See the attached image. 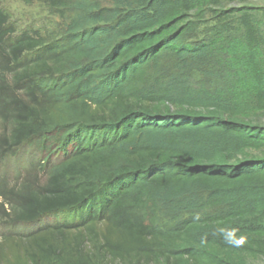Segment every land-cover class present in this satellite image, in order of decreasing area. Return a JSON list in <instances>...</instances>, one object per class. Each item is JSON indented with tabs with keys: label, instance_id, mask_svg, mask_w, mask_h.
<instances>
[{
	"label": "trees",
	"instance_id": "trees-1",
	"mask_svg": "<svg viewBox=\"0 0 264 264\" xmlns=\"http://www.w3.org/2000/svg\"><path fill=\"white\" fill-rule=\"evenodd\" d=\"M40 1L60 33L18 34L0 0V163L40 155L0 187V264L264 255L262 10Z\"/></svg>",
	"mask_w": 264,
	"mask_h": 264
},
{
	"label": "rangeland",
	"instance_id": "rangeland-1",
	"mask_svg": "<svg viewBox=\"0 0 264 264\" xmlns=\"http://www.w3.org/2000/svg\"><path fill=\"white\" fill-rule=\"evenodd\" d=\"M100 6L103 8H111L113 4L111 0H99ZM1 5L12 17L14 26L18 29V34L26 31L46 32L52 31L60 33L63 26L60 18L40 0H36L31 4H25L20 0H1ZM228 8H259L262 11L258 17L264 19V0H228ZM261 125H264V118L261 119ZM4 131V126L0 122V135ZM254 155H261L252 153ZM40 155L37 149L33 148L28 151L25 147L21 149L17 156H11L0 163V187L7 186V188L17 187L23 181L27 172H33V167L36 166ZM49 219L46 222H52ZM3 232V227L0 224V236ZM230 252H224L219 257L230 262L229 264H264V255L252 254L251 252H242L235 254L231 252L232 259L228 260L227 256ZM143 264H146L143 262ZM152 264H167L163 259L159 263ZM169 264H173L170 260ZM193 264V263H191Z\"/></svg>",
	"mask_w": 264,
	"mask_h": 264
}]
</instances>
